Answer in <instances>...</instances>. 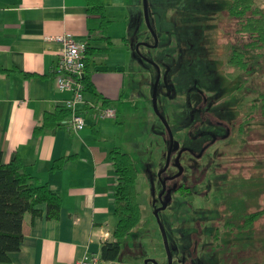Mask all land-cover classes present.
Wrapping results in <instances>:
<instances>
[{
	"label": "rangeland",
	"instance_id": "374dc122",
	"mask_svg": "<svg viewBox=\"0 0 264 264\" xmlns=\"http://www.w3.org/2000/svg\"><path fill=\"white\" fill-rule=\"evenodd\" d=\"M229 5L230 0H147L150 30L142 5L140 23H128L131 44L136 46L140 38L153 45L156 39L155 48L140 47L138 54L157 64L160 78L155 93L158 113L152 106L155 73L151 88L147 81L139 93L145 110L140 107L135 113L130 109L125 117L128 133H121L117 141V148L130 155L137 170L135 190L141 218L121 240L115 264H168L160 226L172 264L264 262V216L254 225L256 241L248 249L230 250L231 232L221 233L217 245L211 239L224 220L232 218L236 224L235 217L243 218L264 205V119L260 108L254 118L259 116V121L238 132L247 107L258 100V92L264 94V63H255L246 79L242 71L227 64L231 49L247 42L234 33L235 21L227 14ZM256 6L264 8V0H256ZM138 25L141 31L136 37ZM246 57L250 59L251 54ZM147 68H151L149 64ZM140 73L136 79L146 81ZM167 128L181 148L197 153V159L182 155L183 173L175 183L188 188L189 193L172 191L162 209L159 173L170 145ZM137 138L140 147L133 144ZM200 155L204 157L199 159ZM174 161L173 155L166 177L178 174ZM206 162H210L209 184L204 187L194 179L198 166ZM206 246H211L210 251ZM226 247L229 249L224 252Z\"/></svg>",
	"mask_w": 264,
	"mask_h": 264
},
{
	"label": "crops",
	"instance_id": "0c3cea01",
	"mask_svg": "<svg viewBox=\"0 0 264 264\" xmlns=\"http://www.w3.org/2000/svg\"><path fill=\"white\" fill-rule=\"evenodd\" d=\"M103 3L112 21L106 32L111 43L103 38L100 19L88 16L84 0H0V67L14 70L0 73V163L19 157L27 172L62 201L56 220L46 218L44 205L38 207L40 216L24 215L20 248L2 264H73L85 255H100L102 245L114 241L116 174L108 153L119 147L121 133H128V113L145 110L139 93L147 81L151 88L154 71L139 61L128 39V23H140L142 1ZM140 31L138 25L136 37ZM63 34L91 49L86 58L96 96L84 94L78 106L85 121L78 134L68 130V117L35 135L43 115L66 110L71 99L54 82L59 45L52 38ZM142 69L147 80L140 82ZM101 108L114 110L115 116L93 119ZM138 139L135 147H140ZM65 157L71 159L52 171L53 162Z\"/></svg>",
	"mask_w": 264,
	"mask_h": 264
},
{
	"label": "trees",
	"instance_id": "16d2710c",
	"mask_svg": "<svg viewBox=\"0 0 264 264\" xmlns=\"http://www.w3.org/2000/svg\"><path fill=\"white\" fill-rule=\"evenodd\" d=\"M88 16H96L100 19L99 29L103 38L110 42L106 35L112 21L106 17L103 0H84ZM229 18L235 21V35L239 38L245 37L247 42L242 46L233 47L230 51L227 64L242 71L244 78L252 72L251 67L260 60L264 63V8L256 6V0H230L227 9ZM86 46L84 56V75L81 83L84 87V94L96 96L94 87L90 81L88 71V58L91 49ZM251 58L246 57V53ZM14 72L0 67V73ZM27 77L26 73H23ZM243 86V85H242ZM97 98V97H96ZM258 100H255L249 107L244 119L239 123V133L243 128L249 126L255 118L258 108L264 119V94L257 93ZM259 101L261 104L259 106ZM103 107L106 101L103 100ZM69 111L58 110L54 114L46 113L34 129V134L39 135L46 128L60 125L61 121L69 117ZM71 159L65 157L53 162L52 171L61 170ZM108 159L116 174L114 185L113 209L116 224L112 231L114 241L106 242L100 250V259L105 263L115 262L121 251V240L128 237L140 223L141 212L137 199L135 185L137 182V170L130 155L122 152L119 148H112L108 153ZM180 188L182 195H187L189 189ZM46 208V218L56 220L60 215L62 201L60 196L52 191L47 184L37 182L26 170L23 161L14 156L9 163H0V264L9 259L11 253L17 252L22 243V221L25 214L32 217L40 216L39 206ZM234 206V203L232 204ZM231 209H233L230 206ZM264 216V205L254 213L245 215L242 220L236 219V224L226 222L217 230L216 240L222 232H231L235 239L245 241L242 248L248 249L255 244L256 228L255 223ZM242 222V224H241ZM236 236H235V234ZM233 239V240H235ZM264 239V238H263ZM250 264H264L254 262Z\"/></svg>",
	"mask_w": 264,
	"mask_h": 264
},
{
	"label": "built area",
	"instance_id": "2783aa9c",
	"mask_svg": "<svg viewBox=\"0 0 264 264\" xmlns=\"http://www.w3.org/2000/svg\"><path fill=\"white\" fill-rule=\"evenodd\" d=\"M59 45L58 59L54 67V82L60 92H68L71 99L65 102V109L69 111L67 128L73 134H78L85 127V121L78 111V106L84 104V87L81 79L84 75V56L86 46L73 39L70 34H63L52 38ZM115 111L109 108L95 110L93 119L113 118ZM73 264H105L100 255H85Z\"/></svg>",
	"mask_w": 264,
	"mask_h": 264
},
{
	"label": "flooded vegetation",
	"instance_id": "af4514ba",
	"mask_svg": "<svg viewBox=\"0 0 264 264\" xmlns=\"http://www.w3.org/2000/svg\"><path fill=\"white\" fill-rule=\"evenodd\" d=\"M139 43H146L148 46H151V47H145V46H139V48L140 47H145V48H147V49H152V48H155V47H153L154 46V44L152 45V44H150L148 41H144V42H139ZM132 45V48L135 50V44L133 43V44H131ZM138 48V49H139ZM143 54H136L135 56L139 59V61H141V63L142 64H149V66L151 67V69L154 71V74L155 73H157V75H158V73H159V78H160V71L158 70V67H157V64H155V65H153L151 62H150V60L148 59V58H146V56H142ZM151 63V64H150ZM159 81V80H158ZM175 142V141H174ZM179 145V144H178ZM169 147H170V145H169ZM184 153H187L188 155H189V159L191 160V159H197V153H195V151L193 150V149H189V148H181L180 146L178 147V149L176 150V151H172L171 152V155H170V160H169V164H168V167L170 166V163H171V159H172V156L174 155V158H175V160L176 159H178V165H176L175 164V161H174V165L176 166V168L178 169V174H176V175H172L171 177H166L165 176V173H166V171H167V169H168V167H167V169L164 171V172H160L159 173V180H160V185H161V193H160V196H159V200H160V202L162 203V207H163V205H165L166 204V201L168 200V197H169V195H170V193L172 192V191H178V189H180V188H184V189H186V187L185 186H178L176 183H175V181L177 180V178L178 177H180L181 176V174L183 173V168H182V166L180 165V163H179V160H180V158L182 157V155L184 154ZM204 153H205V150H204ZM204 157V155H200L199 156V159L200 158H203ZM167 159V158H166ZM166 164V163H165ZM210 165V162H206V163H204V164H202L201 166H198V173H197V178L196 179H194V182L195 183H197V184H201L202 186L204 185V187H206L208 184H209V179H207L206 177H207V172H208V169H209V166ZM180 168H182V172L180 173ZM164 169V168H163ZM200 173H201V177H200ZM193 180V179H192ZM162 184H163V186H164V192H163V186H162ZM168 192H169V194H168ZM165 203V204H164ZM157 212V217H158V211H156ZM236 219H239V220H241L242 218H240V217H237ZM226 222H228L229 224H232V218L231 219H229V220H224V222L222 223V226L224 225V224H226ZM241 224H242V222H241ZM217 230H220V229H216V231H215V233H214V235L211 237V239H212V242H214L215 244H216V241H215V239H216V233H217ZM222 233H229V232H222ZM235 234V233H234ZM230 235H231V240H232V242L231 243H229L228 244V246H230V250H231V247H234V248H240V251H241V249H242V245H240V243H241V241H242V239L240 238V239H235L234 237H233V234L232 233H230ZM235 236H236V234H235ZM220 237V236H219ZM219 239V238H218ZM233 239H235V240H233ZM234 241V242H233ZM243 244V243H242ZM217 245V244H216ZM227 246V247H228ZM210 247L211 246H206L205 248H206V250H209L210 251ZM225 248L224 249V252L225 251H227L229 248ZM209 248V249H208ZM171 264H172V261H171Z\"/></svg>",
	"mask_w": 264,
	"mask_h": 264
},
{
	"label": "water",
	"instance_id": "95a60500",
	"mask_svg": "<svg viewBox=\"0 0 264 264\" xmlns=\"http://www.w3.org/2000/svg\"><path fill=\"white\" fill-rule=\"evenodd\" d=\"M142 5H143V9H144V19H145V22L147 24L148 29L150 30L149 20H148L147 0H142ZM156 42L157 41L155 39V44H154L153 47H156L157 46ZM140 45L141 46H145V47H151V46H148L146 43H138L135 46V55L136 54L138 55V48H139ZM158 80H159V73H158L157 81H156L155 86L153 88V94H152V106H153V108H154V110L156 112H157V109H156V103H155V93H156V86H157ZM167 133H168V136H169L170 147L168 149L166 164H165V167H164V169H163L162 172H164L167 169V167H168L171 152L172 151H176L178 149V147H179L178 143L177 142H174V139H173V137L171 135V132H170V130L168 128H167ZM175 164L178 165V159L175 160ZM181 172H182V168H180V173ZM162 186H163V184H162ZM163 192H164V186H163ZM168 194H169V192H168ZM164 208H165V205H163L162 209H164ZM155 215L157 217V212L155 213ZM160 229H161V232H162L165 249H166V252H167V255H168V264H171L170 252H169V248H168V245H167L166 236H165L164 230L162 229L161 226H160Z\"/></svg>",
	"mask_w": 264,
	"mask_h": 264
}]
</instances>
